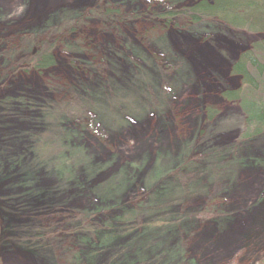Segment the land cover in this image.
Wrapping results in <instances>:
<instances>
[{"label":"rangeland","instance_id":"rangeland-1","mask_svg":"<svg viewBox=\"0 0 264 264\" xmlns=\"http://www.w3.org/2000/svg\"><path fill=\"white\" fill-rule=\"evenodd\" d=\"M192 1L0 0V264H264V132L221 95L262 35L150 18Z\"/></svg>","mask_w":264,"mask_h":264},{"label":"trees","instance_id":"trees-1","mask_svg":"<svg viewBox=\"0 0 264 264\" xmlns=\"http://www.w3.org/2000/svg\"><path fill=\"white\" fill-rule=\"evenodd\" d=\"M65 13L64 17L58 16L57 20H71L67 32L74 31L87 16L86 13L79 12ZM96 13L121 20L125 17L118 8L109 5ZM149 15L164 29H183L190 24L213 21L231 30L262 35L260 40L252 42L249 49L240 53L230 65V71L239 78L240 85L221 92L224 99L236 103L241 109L246 127L244 137L261 135L264 132V0H193L189 4L154 8ZM53 19L52 22L56 18ZM54 43L55 40L42 41L36 51H31L20 59L18 66L41 70L50 65L54 62L51 53ZM45 56L49 57L48 64L44 63Z\"/></svg>","mask_w":264,"mask_h":264},{"label":"bare ground","instance_id":"bare-ground-1","mask_svg":"<svg viewBox=\"0 0 264 264\" xmlns=\"http://www.w3.org/2000/svg\"><path fill=\"white\" fill-rule=\"evenodd\" d=\"M144 82V81H143Z\"/></svg>","mask_w":264,"mask_h":264}]
</instances>
